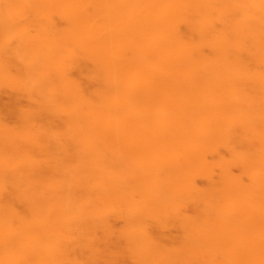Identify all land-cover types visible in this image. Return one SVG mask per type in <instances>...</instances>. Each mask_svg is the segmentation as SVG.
<instances>
[{"label": "bare ground", "instance_id": "1", "mask_svg": "<svg viewBox=\"0 0 264 264\" xmlns=\"http://www.w3.org/2000/svg\"><path fill=\"white\" fill-rule=\"evenodd\" d=\"M0 264H264V0H0Z\"/></svg>", "mask_w": 264, "mask_h": 264}, {"label": "rangeland", "instance_id": "2", "mask_svg": "<svg viewBox=\"0 0 264 264\" xmlns=\"http://www.w3.org/2000/svg\"><path fill=\"white\" fill-rule=\"evenodd\" d=\"M4 96H5V95H3V99L6 97L5 100H7V96H5V97H4ZM171 231H172V230H171ZM173 231H174V229H173ZM174 232H175V231H174Z\"/></svg>", "mask_w": 264, "mask_h": 264}]
</instances>
